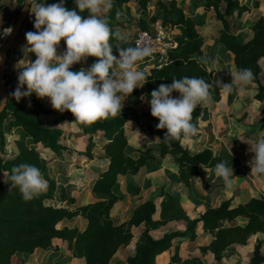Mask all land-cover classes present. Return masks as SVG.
Here are the masks:
<instances>
[{
	"label": "trees",
	"instance_id": "16d2710c",
	"mask_svg": "<svg viewBox=\"0 0 264 264\" xmlns=\"http://www.w3.org/2000/svg\"><path fill=\"white\" fill-rule=\"evenodd\" d=\"M131 0H112V5L104 14L106 23L113 32L110 44L113 54L118 53L116 47H133L132 38L124 40L117 38L114 26H122L129 21L120 11L122 6ZM141 13H146V8L155 4L156 11L149 15L150 21L160 19L163 24L175 26L178 35L175 36L177 45L168 51V62L161 68L152 67L148 79L143 87L135 88L131 95H137V102H148L151 92L160 84H171L172 79H181L185 76L204 78L210 85V72L206 63H198L197 57H204L202 44L203 36L195 26V19L186 16L176 0H133ZM60 0H43L45 4L59 3ZM64 6L69 10H77L74 0H64ZM205 9H214L221 28L218 30L217 41L233 55L234 69L249 68L254 74L252 83L260 84L261 68L259 60L264 56V17L259 16L249 24L247 38H240L237 28L229 21L230 17L240 16L246 7L239 4L238 0H204ZM87 18V11L80 13ZM119 15V18H118ZM34 16H29L24 21L22 28L26 32H35L33 25ZM140 28L147 27L145 21L139 22ZM21 30V28H20ZM19 30V32H20ZM35 56L34 53H30ZM8 55V52H7ZM205 58V57H204ZM95 62L98 58L91 57ZM145 64L144 59L139 61ZM82 63L74 64L70 70L79 71L81 67L87 69ZM5 89L7 100L0 113V127L5 124L8 128H20L21 136L17 141V151L6 157L0 150V174H9L13 166L27 163L38 167L43 178L48 183V188L38 197L25 202L18 188L9 192L10 184L4 182V175L0 178V264H16L13 261L17 252L31 253L35 249L56 248L55 239L67 241L68 249L76 257L83 258L85 264H110V259L119 246L129 242L132 237L131 225L143 224L140 238L135 253L128 257L127 264H157L155 257L168 250L173 240L177 237L192 239L197 227L207 231L211 236L209 248L214 254L221 253L226 247L236 243L245 244L257 233H264V197H250L236 206L230 205L231 199L220 202L216 207L205 210L200 215L188 217L179 204L177 197L164 191L162 186L157 198L145 200L131 213L126 224L116 223L111 217V208L122 199L113 192L118 176L125 174L136 175L149 166H160L161 159L172 155L176 162L178 178L181 182L188 183L189 179L199 173V165H204L211 170L220 162V156L214 154L209 148H202L194 153L188 152L181 144V140L169 143L163 141L166 129H157L158 119L151 115L150 108L139 111L135 116L117 114L107 119H99L90 125H83L75 121L70 111H64L68 120L75 123L84 133L91 136L101 133L104 141L100 150L104 153L105 166L99 168L91 179L90 192L93 200L79 204L73 210L57 207L50 200L55 189L54 181L49 177L48 167L36 149L37 144L58 152L65 149L60 142L62 129L57 125L47 126L42 123L41 115H50L57 110L45 105V99H39L33 93L31 97L22 98L17 102L11 95L17 87L18 81L11 83L6 79ZM26 87V86H25ZM264 90L259 86L256 97H261ZM173 92L172 96H178ZM144 97L145 99H141ZM29 102L31 106H29ZM199 110L193 112V123ZM133 123L138 125L140 132L146 133L156 139L158 153L149 148L136 147V156L128 153L129 142L124 128ZM259 126L264 129V113L259 120ZM93 144V142H91ZM91 158V155H88ZM78 200L69 197L68 204ZM157 205L159 210L157 212ZM157 213V217L155 214ZM76 216L86 219L83 227L77 225H59L63 220ZM244 218V224H239L236 219ZM182 220L186 223L185 229L177 232H164L160 237L153 238L149 230L163 221ZM225 220L228 224L223 225ZM176 255L172 256L174 264ZM264 256L260 252L259 242L254 245L253 255L248 264H261Z\"/></svg>",
	"mask_w": 264,
	"mask_h": 264
},
{
	"label": "clouds",
	"instance_id": "9594fccd",
	"mask_svg": "<svg viewBox=\"0 0 264 264\" xmlns=\"http://www.w3.org/2000/svg\"><path fill=\"white\" fill-rule=\"evenodd\" d=\"M77 10H69L64 0L59 3L45 4L43 0H24L25 10L34 15L35 32L25 34L27 44L22 51L34 53V62L28 61L23 71L18 74V84L12 97L19 102L31 97L33 93L39 99L48 98L51 107L59 112L70 111L74 120L83 125H90L99 119L121 115L123 101L134 89L143 87L148 76L138 70L137 62L151 55L149 47H116L118 56L113 54L110 39L113 32L101 18L102 6L110 8L112 0H75ZM87 11V18L80 13ZM119 18V15H118ZM12 27L0 31V36L10 35ZM117 38L124 40L120 33ZM65 41L66 50L58 54L61 40ZM88 57L98 58L89 68L71 71L70 68ZM198 63H207L204 57H197ZM2 60V57H0ZM231 83L222 86L231 92L233 86L249 85L254 74L249 68H240L231 73ZM26 86V87H25ZM212 85L204 78L185 76L172 79L171 84H160L152 90L150 111L158 119L157 129H166L163 141L190 138L198 133L193 121V112L200 106L204 108L211 99ZM178 92L179 97L172 93ZM141 99H145L141 97ZM7 98L0 100V104ZM29 106H31L29 102ZM250 145L254 153L248 161L253 175H264V135ZM214 175L230 186L233 167L226 161L214 166ZM4 182L10 184L9 192L18 188L25 202L38 198L47 188L48 183L35 165L22 163L13 166L9 174L4 173Z\"/></svg>",
	"mask_w": 264,
	"mask_h": 264
},
{
	"label": "rangeland",
	"instance_id": "374dc122",
	"mask_svg": "<svg viewBox=\"0 0 264 264\" xmlns=\"http://www.w3.org/2000/svg\"><path fill=\"white\" fill-rule=\"evenodd\" d=\"M164 1L167 2L168 0ZM203 1L204 0H176V3L182 8L186 16L195 19V26L200 34L211 38L213 35H218L221 23L217 19L214 9L204 8ZM238 1L240 5L245 6L247 9L238 17L235 15L230 17L229 21L237 28V33L240 38H247V35H249L247 32L250 33L248 29L249 24L255 21L259 16L264 17V0ZM23 3L24 0H0V31L9 26H13ZM107 8L108 7L102 6L100 13L101 18H103L105 22L106 19L104 14ZM120 11L125 14L129 21L122 26H114L113 30L124 34L126 38L130 40L134 33L138 29H141L139 26L140 21H145L147 25L152 22L149 19V15L156 11V6L152 4L146 8V13H141L137 4L131 0L124 4ZM29 16L34 15L29 14ZM171 28L174 35H178V29L175 26H171ZM26 33L25 29L21 27L14 44L8 50V55L4 64V72L6 79L11 83L18 81V74L23 71V66L28 61L34 62L36 59V57L32 56L30 53L25 54L22 51V46L27 44ZM7 36H0V45ZM211 41L212 40L209 39L208 42L204 44V49L207 53L212 45ZM220 46L222 50H224L222 45ZM64 50H66V44L62 39L58 46V54L62 53ZM217 50L216 47L213 48V56ZM218 53L220 54V61L215 64L212 62L213 59L210 55L207 54L205 58L207 59V70L208 68L213 69L214 65L219 68L220 72L217 74V78L221 81L225 79V72H222L223 65L220 66V63L224 64L227 58L222 52L219 51ZM114 55L118 56V53ZM94 62L95 61L91 59V57H88L86 62L81 63L83 66L87 67ZM259 64L261 68L260 84H252L251 82V84L246 85L248 88L247 99H249L250 96V98L256 100L255 106H257L254 107L256 122L250 125L253 126V128L249 131L251 133L250 139L253 142L257 140L259 136L264 135V129H261L259 126V120L264 113V90L260 98L256 97L259 86L261 85L264 87V56L260 58ZM137 68L148 75L152 67H148L138 61ZM136 97L137 95H130L125 98L121 115L133 117L139 111L150 108L149 102L133 101ZM45 105L51 108L48 98L45 99ZM257 111H259L258 115ZM40 119L42 123L47 126L57 125L62 129L60 142L65 146V149L53 152L43 147L42 144L36 145L39 155L48 167L49 177L55 183L53 196L50 200H52V204L57 207H65L73 210L77 205L87 203V201L89 202L94 199L90 192V184L97 170L105 166L106 160L103 159L104 153L100 150L104 137L99 132L91 137L88 133L82 132L75 123L68 120V115L65 112L61 113L56 111L50 115H41ZM124 131L129 142V147L127 149L128 153L130 152L131 145L135 146L136 144L146 143L145 136L147 134L140 132L138 125L131 122L124 128ZM21 132L20 128H8L5 124L0 127V150H3V154H5L6 157H11L17 151V141L21 136ZM91 142H93V144H91ZM148 148L155 154L158 153V146L156 144L150 143ZM88 155H91V158H89ZM3 175L4 174L1 173L0 178H2ZM118 179L119 181L114 186L113 192L122 196L121 200H123V203L117 202L116 208L114 207L113 209L112 217H115L114 222L126 224L132 211L138 206L137 204L143 200L154 199L157 202L160 200L157 196L161 187H164V185H160L161 178H159V181H156L155 188L150 187L148 190H146L142 182L143 180L139 181L140 176L137 174H125L119 176ZM263 194L264 192H261L260 196L264 197ZM69 197H75L78 201L74 204H68L67 200ZM129 200L140 201L131 203ZM155 217H157V213ZM244 220L245 219H236L239 224H244ZM85 222L86 219L84 217L76 216L69 220H63L59 225H77L78 227H83ZM227 224L228 223H225L223 225ZM185 226L186 223L182 220L163 221L161 224L151 227L149 233L153 238H158L164 232L182 231L185 229ZM129 228L132 233L131 239L128 243L118 247L110 259V264H127L128 257L135 253L143 224L131 225ZM211 239L212 236L207 231L197 227L192 239H189L187 236H185L184 239H179V237H177L173 240V244L168 250L155 257V262L157 264H168L173 262L172 256L176 255L174 264H248L253 255L256 241L259 242L260 252L264 256V233L262 232L252 236L245 244L234 243L217 254H214L209 248ZM59 240L57 241L58 243H55L56 248L37 249L36 253H33V251L31 253L17 252L14 254L13 261L16 264H23L26 260H31L32 263L30 262V264H85L83 258L74 256L72 251L68 249L67 241ZM70 255L75 258L72 263H69ZM34 260L36 263H34ZM27 264H29V262ZM261 264H264V262Z\"/></svg>",
	"mask_w": 264,
	"mask_h": 264
},
{
	"label": "crops",
	"instance_id": "0c3cea01",
	"mask_svg": "<svg viewBox=\"0 0 264 264\" xmlns=\"http://www.w3.org/2000/svg\"><path fill=\"white\" fill-rule=\"evenodd\" d=\"M217 36L213 35L211 38L204 36L202 50L204 57L207 54L210 55L214 64L220 61L219 51L227 58L224 64L220 63V66L223 65L222 72H225V79L220 81L217 78L220 70L216 65H214L213 69L208 68L209 72H211L210 81L213 84L210 90L211 99L206 107L201 109L200 106H197L196 108L199 110V116L196 120L198 133L190 138H182L181 144L190 153L202 148H209L214 154L220 156V161H226L229 167L232 166L234 174L230 177V186L226 185L221 179H217L214 171L204 165H199V173L192 176L188 183L181 182L178 178L176 162L172 155L163 157L160 166H149L137 174L140 176L139 181L143 180L146 190L150 187L155 188L156 181L161 178L160 185H164V191L178 198L181 208L190 218L200 215L209 208L216 207L226 199H231L230 205L232 207L245 202L250 197L260 196L261 192H264V175H253L250 173L251 169L248 161L251 160L254 153L249 151L250 145L244 142H253L250 139L251 133L249 131L253 128L250 125L256 122V112L254 110V107H257L255 106L256 100L250 98V96L247 99L248 88L246 85H234L231 92L222 86V84L231 83L230 72L235 73L236 71L233 64V55L223 46L224 50H222L221 44L217 41ZM209 39L212 40V45L207 53L205 52L204 44ZM214 47L218 50L213 56L212 50ZM179 95L176 97H179ZM258 113L259 111H257V115ZM145 137V144L130 146L129 153L131 156H136V147L148 148L150 143L157 145L154 137L149 135ZM119 179L117 178V182ZM129 201L137 203L140 200ZM144 201L139 202L137 205ZM117 202L123 203V200ZM117 202L111 208V217ZM158 210L159 205H157V212ZM112 219L114 221L115 217H112ZM237 219L244 218L238 217ZM221 223L225 224L227 222L222 220ZM58 240L55 239V243H58ZM36 251L37 249L33 253H36ZM74 259L70 255L69 263H72ZM28 262L29 264L30 262L32 263L31 260H26L23 264Z\"/></svg>",
	"mask_w": 264,
	"mask_h": 264
},
{
	"label": "built area",
	"instance_id": "2783aa9c",
	"mask_svg": "<svg viewBox=\"0 0 264 264\" xmlns=\"http://www.w3.org/2000/svg\"><path fill=\"white\" fill-rule=\"evenodd\" d=\"M133 47H149L151 55L144 58L148 67L161 68L168 62V51L177 45L170 25L160 19L148 23L147 27L138 29L132 37Z\"/></svg>",
	"mask_w": 264,
	"mask_h": 264
},
{
	"label": "water",
	"instance_id": "95a60500",
	"mask_svg": "<svg viewBox=\"0 0 264 264\" xmlns=\"http://www.w3.org/2000/svg\"><path fill=\"white\" fill-rule=\"evenodd\" d=\"M28 15V11L25 10V5L23 4L17 19L15 20L13 26H12V32L10 35L7 36V38L4 40V42L0 45V57H2V60H0V100H3L7 98V91L5 89V78H4V64L7 58V52L9 48L14 44L15 39L19 33V30L21 26L23 25L24 21L26 20ZM6 102L0 104V113L5 107Z\"/></svg>",
	"mask_w": 264,
	"mask_h": 264
}]
</instances>
